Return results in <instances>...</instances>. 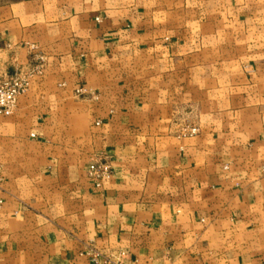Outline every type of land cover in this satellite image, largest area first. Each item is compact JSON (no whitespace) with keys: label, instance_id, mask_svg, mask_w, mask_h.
<instances>
[{"label":"crops","instance_id":"obj_1","mask_svg":"<svg viewBox=\"0 0 264 264\" xmlns=\"http://www.w3.org/2000/svg\"><path fill=\"white\" fill-rule=\"evenodd\" d=\"M35 58L0 264H264V0H0V79Z\"/></svg>","mask_w":264,"mask_h":264},{"label":"built area","instance_id":"obj_2","mask_svg":"<svg viewBox=\"0 0 264 264\" xmlns=\"http://www.w3.org/2000/svg\"><path fill=\"white\" fill-rule=\"evenodd\" d=\"M41 65H31L27 69H18L11 75L0 79V115L10 116L18 106L20 97L28 90L33 76L41 73ZM83 94V90L76 91ZM195 132V129H192ZM112 174V165L108 157L92 162L88 168V176L93 179L97 187H101L104 179ZM91 264H125L120 258L102 255L95 252Z\"/></svg>","mask_w":264,"mask_h":264},{"label":"rangeland","instance_id":"obj_3","mask_svg":"<svg viewBox=\"0 0 264 264\" xmlns=\"http://www.w3.org/2000/svg\"><path fill=\"white\" fill-rule=\"evenodd\" d=\"M38 61H41L40 63H38ZM34 64V66L35 65H41L40 67H41V73H39V75H41L42 73H43V69H44V67L42 66V64H43V59L42 58H35V60H34V63H32V65ZM15 71H17V70H15ZM15 71L13 72V73H15ZM13 73H10V74H8V75H11V74H13ZM83 93H84V91H83ZM192 129H195V128H192ZM192 129L190 130V133L191 134H194V133H196L197 132V129H195V132H192Z\"/></svg>","mask_w":264,"mask_h":264}]
</instances>
